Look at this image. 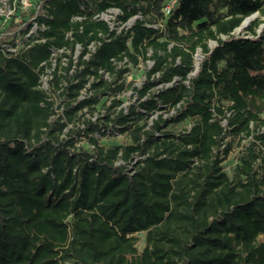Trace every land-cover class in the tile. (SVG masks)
<instances>
[{
  "label": "trees",
  "instance_id": "16d2710c",
  "mask_svg": "<svg viewBox=\"0 0 264 264\" xmlns=\"http://www.w3.org/2000/svg\"><path fill=\"white\" fill-rule=\"evenodd\" d=\"M168 1L40 0L36 32L0 49V264H264V0H176L165 16ZM110 8L138 17L117 33L92 18ZM53 49L69 54L48 93ZM147 61L119 108L124 75ZM108 130L128 140L104 146Z\"/></svg>",
  "mask_w": 264,
  "mask_h": 264
},
{
  "label": "built area",
  "instance_id": "2783aa9c",
  "mask_svg": "<svg viewBox=\"0 0 264 264\" xmlns=\"http://www.w3.org/2000/svg\"><path fill=\"white\" fill-rule=\"evenodd\" d=\"M176 0H169L165 8L163 9L164 15L167 16L170 14L171 9L173 8V5L175 4ZM0 49L8 54H15L20 48L23 47V42L27 40V38L32 34L36 32L37 24L34 21L35 17L38 13H40V4L41 2H31V0H0ZM29 9H32L33 15L31 17H18L17 23L18 25L12 29V30H6V26L9 23L10 20L13 19V17L17 14L18 11L26 12ZM121 15V12L117 8H110L104 12L96 13L92 16L94 20H102L107 23L109 28L112 30H115L117 33L120 32L123 28L128 27L127 24L132 22L135 18L138 16L133 17L131 20H129L126 23H121L118 20V16ZM77 20H81L80 17L76 18ZM31 24V27L29 30H27V26ZM41 29H44V27H40ZM210 44H214V42H210ZM211 46V45H210ZM96 45L94 43H90L87 46V52L83 56L84 59H87L95 50ZM200 52V50H197L195 55H197ZM62 53L69 54L67 50L64 49H53L52 50V63L51 68L45 70V74L41 76V89L44 91H48L49 89V80L51 79V70L55 66V58L60 56ZM81 53V46L79 44L75 45L74 52L72 53V61L73 63L77 62V57ZM194 55V56H195ZM62 64L65 65L66 58L62 57ZM146 64L150 67L152 65V62L147 61ZM121 65V63L119 64ZM74 66V65H73ZM148 67V68H149ZM74 69V68H73ZM71 69V70H73ZM104 78L108 79V75L104 73ZM43 77H48L47 81L43 79ZM88 118H91V120H96L94 115L90 117L89 115L86 116ZM82 126V124H81ZM115 131L112 133L114 134ZM107 134H110V131H107Z\"/></svg>",
  "mask_w": 264,
  "mask_h": 264
},
{
  "label": "rangeland",
  "instance_id": "374dc122",
  "mask_svg": "<svg viewBox=\"0 0 264 264\" xmlns=\"http://www.w3.org/2000/svg\"><path fill=\"white\" fill-rule=\"evenodd\" d=\"M40 0H33V2H39ZM1 6V4H0ZM258 17L257 14H255L254 16H252L251 18H249V21L251 19H254ZM262 20L264 22V17H262ZM249 21L245 24H243V27H240L238 28L237 30H235V35L237 34H243L244 33V27L247 26V24L249 23ZM132 22L128 23L127 26H129ZM212 46V44H210ZM202 59V54L199 52L197 55L194 56V70L191 72L190 76H193L196 72V69L198 68V65L200 63ZM151 62V61H149ZM149 66L148 64H139L138 66H135V67H129V72L126 73L124 75V79L126 80V82H128V85L126 86V89L123 90L121 93L117 94V97L122 100V104L119 108L121 107H126L130 104H133V103H136L137 101V95L135 93V91L133 90L134 87L136 88H140L143 81L145 80V76L143 75V70L144 69H147ZM109 79V77H107ZM43 79H45L47 81L48 77H43ZM49 85V84H48ZM50 88H51V85H49V89H48V93L50 92ZM60 90L52 93L51 97L54 101V110L56 112L57 115H61L62 114V100L63 98L60 96ZM87 94V92L85 90H82L81 92V95H80V98H83L85 97ZM101 102L98 103L95 107V110H94V116L95 117H99L101 116V114H103L104 112V108L102 107V102H105L106 105L109 104L110 100L112 99V96L108 95V96H104V97H101ZM118 108V109H119ZM84 112H86V116H88L89 114L87 113V110H84ZM159 113H162V115L164 117L170 115L168 112H166L165 110H161L159 111ZM156 115H154L153 117H155ZM97 119V118H95ZM79 128H82V126L77 123ZM75 124V125H77ZM75 127L73 123H70L66 129V131L70 128H73ZM189 127V123L188 122H185L183 123L179 128V129H185V128H188ZM114 132V131H113ZM128 139L119 134L118 132L115 131L114 134H107L106 136H102L100 138V142L102 145L104 146H109L111 144H119V143H123L125 141H127ZM245 144L246 141H240L238 139H235L234 142H233V147H232V151L231 153L229 154V156L227 157V159L223 162V166H224V171L227 172V173H231L232 171V168L234 167L236 161H237V157L240 153V151L242 150V147H241V144ZM78 145H85V142L84 140L80 141L79 143H77ZM240 144V145H239ZM138 237V241H137V246L139 249H141L144 245V234L143 233H140V234H137L136 235Z\"/></svg>",
  "mask_w": 264,
  "mask_h": 264
},
{
  "label": "water",
  "instance_id": "95a60500",
  "mask_svg": "<svg viewBox=\"0 0 264 264\" xmlns=\"http://www.w3.org/2000/svg\"><path fill=\"white\" fill-rule=\"evenodd\" d=\"M248 21H249V18L245 19L244 22L242 23L241 27H243V24L247 23Z\"/></svg>",
  "mask_w": 264,
  "mask_h": 264
}]
</instances>
